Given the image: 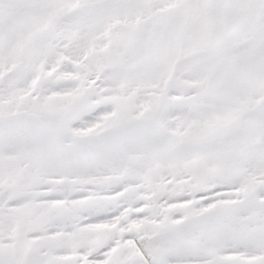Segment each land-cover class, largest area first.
<instances>
[{
    "label": "snow or ice",
    "instance_id": "6c2138e0",
    "mask_svg": "<svg viewBox=\"0 0 264 264\" xmlns=\"http://www.w3.org/2000/svg\"><path fill=\"white\" fill-rule=\"evenodd\" d=\"M0 264H264V0H0Z\"/></svg>",
    "mask_w": 264,
    "mask_h": 264
}]
</instances>
